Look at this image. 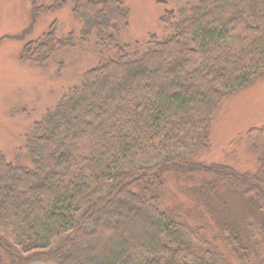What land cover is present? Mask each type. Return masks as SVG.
<instances>
[{
	"label": "trees",
	"instance_id": "trees-1",
	"mask_svg": "<svg viewBox=\"0 0 264 264\" xmlns=\"http://www.w3.org/2000/svg\"><path fill=\"white\" fill-rule=\"evenodd\" d=\"M75 3L82 41L96 37L118 56L37 125L28 165L0 152V264H264V156L254 173L196 159L225 98L264 75V0L166 12L170 35L145 51L117 45L130 16L121 1ZM57 45L75 42L51 32L27 53L46 63ZM247 138L264 150V126ZM194 174L216 179L191 191L196 212L222 214L228 202L216 183L228 182L243 189V222L222 216L210 239L205 225L165 209L170 179L191 184Z\"/></svg>",
	"mask_w": 264,
	"mask_h": 264
},
{
	"label": "rangeland",
	"instance_id": "rangeland-1",
	"mask_svg": "<svg viewBox=\"0 0 264 264\" xmlns=\"http://www.w3.org/2000/svg\"><path fill=\"white\" fill-rule=\"evenodd\" d=\"M75 1L0 0V152L8 162L20 161L28 165V145L37 134V125L56 109L71 89L81 85L88 71L102 61L118 56L117 50L100 47L96 37L89 43L82 41L85 27L74 13ZM119 1L126 6L130 16L128 26L115 33L117 45L127 46L130 51H145L152 37L164 40L170 35L161 22L166 12L179 16L200 0ZM51 32L57 41L73 38L75 46L57 45L46 63L38 62L27 50ZM262 126L264 75L244 90L225 98L209 130V149L196 159L208 164H227L241 173H254L260 167L264 150L257 140H249L247 134ZM190 176L197 180L185 184L186 178L174 176L170 179L162 193L165 209L187 220L192 218L193 225H205L210 239L219 235L222 216L225 215L228 221L243 222L240 217H244L245 211L241 208L244 200L240 186L217 181V185L221 184L216 188L218 194L227 198L228 206L219 216L210 217L192 208L197 201L191 191H197L202 181L209 183L216 179L200 174ZM205 204L201 202L199 210L208 213ZM215 205L220 207L218 201ZM33 264L48 262L42 259Z\"/></svg>",
	"mask_w": 264,
	"mask_h": 264
}]
</instances>
